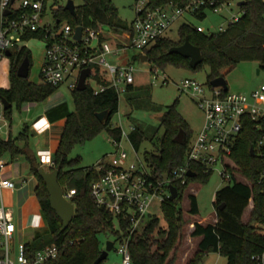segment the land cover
Wrapping results in <instances>:
<instances>
[{"label": "trees", "instance_id": "trees-1", "mask_svg": "<svg viewBox=\"0 0 264 264\" xmlns=\"http://www.w3.org/2000/svg\"><path fill=\"white\" fill-rule=\"evenodd\" d=\"M171 1L181 0H150L149 5L156 7ZM244 1L240 6V18L230 23L225 30L206 33L185 23L179 28L178 41L162 37L147 49L148 61L156 63L163 69L168 65L192 69L189 58L169 52L173 46L184 43L188 38L201 48L203 54V62L192 70L199 71L208 67V85L212 79L226 76L242 61L251 60L264 64V0ZM74 2L75 14L66 9L65 5H59L54 9L56 28L64 22L73 27L82 25L98 28L102 25L115 33L132 29V24L126 23L119 17L113 0H74ZM47 7L48 5H45L46 11ZM20 13L19 10H14L9 17L15 18L20 16ZM194 15L204 18L206 12ZM44 37L43 30L30 31L22 35L24 42ZM26 56L30 59L31 69L32 52L25 44L17 45L11 50L10 87H0V98L11 103L9 108L4 109V115L10 120V124H12L14 104L21 109L25 102L44 101L59 88L43 81L33 82L29 76H19L18 68ZM89 77L94 83L110 84L107 70L101 67H95V70L93 68ZM135 89V84L128 86L126 94L129 104L133 109L147 107L144 98L137 94ZM72 98L75 109L67 117L58 148L53 154L52 164L48 167L50 171L59 170L58 181L65 191L70 188L76 189L72 198L76 212L65 230H61L63 220L52 208L46 182L35 167L37 163L35 155L28 156L26 147L21 148L17 145L18 140H25L26 144L28 143L29 126L25 125L15 137L10 134L5 139L0 135V158L7 152L12 156L26 153L31 161V171L37 179L35 193L49 227L48 236H39L26 245L28 254L32 256L37 250L55 243L60 248L59 254L45 264H93L104 249L99 240V233L111 231L116 234L117 239L122 235L129 239V249L134 264H175L186 222L181 207L184 192L194 181H205L211 172L204 173L195 165L198 176L189 178L186 185L177 184L179 196L169 197L161 206L167 228L160 225V218L157 215H152L141 229L133 233L129 232V222L126 219L120 218L118 223L121 230L117 229L116 218L105 208L98 206L91 197V184L100 177L99 171L94 165L81 166V157L71 158L70 153L77 144L94 138L103 130H108L113 138L121 139V127L111 123L112 116L119 111L120 95L113 87L96 93L94 84L87 82L86 89L72 90ZM178 103L179 100H176L162 113L160 128H163V134L155 142V150L146 151L144 154L149 166L159 176L184 162L192 140L190 125L178 110ZM105 110L111 113L107 123L102 122L96 115L97 112ZM134 125L136 128L129 133V140L138 150L142 141L147 138V132L143 125L139 123ZM252 130L250 125L244 127L233 154L240 164V171L249 178L252 186L241 181H233L216 192L214 201L217 210L216 221L195 222L191 236L200 237V240L197 252L187 264H200L209 252H218L225 256L227 264H257L252 256L263 251L264 236L255 230L253 222L264 221V191L263 185L258 182L261 164L257 156L251 153V148L255 144ZM180 132L185 133L184 142L177 141ZM251 196L254 198V207L249 221L244 222L243 214ZM189 200L188 212L193 217L199 213L198 200L194 194H189ZM221 205L224 207L221 208ZM1 251L0 238V255ZM99 264H103V261Z\"/></svg>", "mask_w": 264, "mask_h": 264}, {"label": "built area", "instance_id": "built-area-1", "mask_svg": "<svg viewBox=\"0 0 264 264\" xmlns=\"http://www.w3.org/2000/svg\"><path fill=\"white\" fill-rule=\"evenodd\" d=\"M149 4L150 0H137L135 5L137 14L130 31L122 32L120 35L102 25L98 28L83 26L81 39H77L75 37L77 26L63 23L56 28L55 23L46 20L47 0H21L18 6H15L12 0H0V59L7 56V50L25 43L22 35L30 31L43 30L45 37L40 39L45 47L40 71L43 82L60 86L70 78L69 87L73 90L77 88L84 68H91L92 73L93 68L101 67L107 70L110 84L95 83V92L99 93L113 87L119 95L126 94L128 86L135 83L136 68L131 62L120 64L111 61L110 56L116 58L131 48L146 54L147 49L156 40L166 37L172 23L179 16L208 10L222 13L230 7L231 0H181L156 7ZM8 9L11 13L5 15L4 12ZM14 10H19L20 16L10 18ZM240 16L241 13L233 14L229 24L237 21ZM226 28L227 26L222 24L219 30L223 31ZM113 35H120L121 38L118 37L119 40L115 41L112 39ZM149 72L154 81L160 80L163 83L169 81V75L156 63L152 62ZM180 89L192 93L205 119L201 129L190 142L184 162L167 172L168 178L156 174L146 160L139 164L129 162V155L122 148L121 139L126 134L122 128L121 139H113L116 150L105 154L94 165L100 177L91 184L92 199L98 206L110 212L117 222L120 218L128 220L130 233L139 230L147 217L156 215L152 214L153 206L161 207L163 202L172 197L170 184L176 187L177 184L183 186L188 184L189 178L198 176L195 165L204 173H208L219 163L222 167L221 176L227 183L241 181L252 186V182L242 174L240 164L233 157L240 133L249 125L252 126L255 135L253 155L257 156L261 164L258 182L263 185L264 191V85L248 95L203 84L193 78H185ZM135 128L133 124L131 131ZM43 156L44 162L52 164L48 153H44ZM4 165V161L0 159V169ZM190 170L196 172V176H189ZM4 188L14 189L15 183L9 179H0L2 201L0 264H45L56 258L60 248L55 243L37 250L32 256L28 254L27 246L21 245L17 258L11 256L14 214L12 209L3 203ZM75 193V188L64 190L65 196L71 201ZM249 206L251 213L254 207L253 196L249 200ZM253 225L255 230L264 236V221L253 222ZM118 240L120 246L117 250L122 255V260L118 264H134L129 239L122 235ZM252 259L257 264H264V249L254 254Z\"/></svg>", "mask_w": 264, "mask_h": 264}, {"label": "rangeland", "instance_id": "rangeland-1", "mask_svg": "<svg viewBox=\"0 0 264 264\" xmlns=\"http://www.w3.org/2000/svg\"><path fill=\"white\" fill-rule=\"evenodd\" d=\"M67 1L68 0H47L48 7L46 11V20L55 23L54 9H56L59 5H66ZM240 1L241 0H231L230 7H227L222 13H216L212 10H208L204 18H200L194 14L179 16L172 23L166 37H169L174 41H178L180 39L179 28L185 23L190 24L206 33L216 32L222 24L224 26H228L233 14L241 13L239 6ZM20 2L21 0H16L15 6H18ZM113 2L118 9L119 17L126 23L132 24L137 14L135 8L137 0H113ZM120 35H113L112 39L118 41V37H120ZM26 44L32 52V66L30 69L29 79L35 82L42 81V77H40L42 65L39 60L41 58L42 50L44 49V43L40 39L33 38ZM140 55V51L131 48L126 54H121V58L118 63L128 62V59H130L129 62L134 64L136 68L135 92L144 98L147 107L143 109H133L127 100L128 95L121 94L119 111L115 113L111 119V123L114 126L121 127L125 131L126 134L123 135L121 139L122 148L127 151L129 155V162H135L137 164L141 161H145L144 154L146 151L155 150V142L158 140L159 136L163 134V128H160V116L166 108L173 104L176 100H179L178 110L182 113L190 125L192 138L198 133L204 123V113L199 108L192 93L188 91H181L180 85L185 78H193L203 84H207L209 74L208 67L195 71L186 67L168 65L163 69V71L165 70V72L169 75V81L166 83H163L160 80L154 81L151 73L149 72L152 68V62L143 61L140 58ZM109 58L111 61H116L114 56H110ZM10 66V56H4L0 59V84H2V82L3 84H9L10 78L8 70L10 71ZM259 67L260 63L257 61L248 60L240 62L225 76L228 82L229 91L250 95L253 90L257 89L261 85H264V68H261L260 72H258ZM87 82L95 84L94 80L90 77H88ZM69 83L70 78H67L61 84L60 89H63L66 92L70 100L71 110H74L75 105ZM12 111V118H16L21 114V110L18 109L16 104L13 105ZM5 121L8 124L11 123L10 120L5 117L4 106L0 102V125L5 123ZM136 123L143 125L147 132V138L142 141L138 150L134 148L127 136V134L131 131V126ZM8 128L9 127L6 129ZM157 129L158 133L156 134ZM4 131L5 129H0V132L3 134ZM150 137H152V139ZM113 139L114 138L108 130H103L94 138L87 140L84 143L77 144L70 153V157L76 158L80 156L81 166H93L105 154H110L116 150ZM221 168V164L218 163L205 181H194L184 192L181 207L186 222L183 228L184 237L182 238V242L178 248L177 260L175 264H187L198 250V240L193 239L191 236L195 222L199 221L201 223H207L216 221L217 210L214 204L216 192L227 184V181H225L221 176ZM189 194L196 195L198 200L199 213L193 217L190 216L188 212L190 207ZM249 210L250 206L248 205L243 214L244 222L249 221ZM152 214H156L160 218V225L167 228V222L163 218V212L160 205L152 207ZM148 220L149 217L144 220L143 224H146ZM116 225V228L121 230L117 221ZM142 227L143 226H141V228ZM99 240L102 248L106 247V243L109 240L115 242L114 248L109 252L108 257L103 260V264L120 263L122 255L117 250L120 246V241L117 239L116 234L111 231L101 232L99 233ZM19 245V240L16 237L13 246L14 250L11 254V256L15 259L19 253ZM200 264H227V258L218 252H209L204 256L203 261Z\"/></svg>", "mask_w": 264, "mask_h": 264}, {"label": "crops", "instance_id": "crops-1", "mask_svg": "<svg viewBox=\"0 0 264 264\" xmlns=\"http://www.w3.org/2000/svg\"><path fill=\"white\" fill-rule=\"evenodd\" d=\"M26 43L28 41L24 43L27 46ZM44 55L45 47L39 60L41 61V65L43 64ZM120 58L121 55L116 57V62ZM129 61L130 59H128ZM128 62H121L120 64ZM9 72L8 70L10 78ZM60 86L44 101L25 102L20 109L21 114L16 118H12V124H8L5 121V123L0 125L1 130L5 129L4 134L0 132V135L5 139L10 134L14 137L17 136L24 126L28 125V143L26 144L25 140H18L17 145L21 148L26 147L28 156L35 155L37 163L44 168H48L51 164L44 162L43 154L48 153L51 159H53V154L58 148L67 117L73 111L71 110L70 100L66 92L60 89ZM0 87L8 88L10 87V82L9 84H3L2 82ZM0 102L2 103V99H0ZM7 127L9 128L6 129ZM0 159L5 163L4 167L0 169V179H9L15 183L14 189L4 188L2 190L3 203L5 206L11 208L14 214L12 247L14 246L16 237L19 240L20 247L21 245H27L39 236H48L49 227L35 193L37 179L31 171V161L26 153L12 156L7 152ZM1 202L0 199V204ZM193 239L198 240L199 243L200 237H193Z\"/></svg>", "mask_w": 264, "mask_h": 264}, {"label": "water", "instance_id": "water-1", "mask_svg": "<svg viewBox=\"0 0 264 264\" xmlns=\"http://www.w3.org/2000/svg\"><path fill=\"white\" fill-rule=\"evenodd\" d=\"M15 0H12V3H14ZM245 1H240L239 5L241 6ZM65 8L70 10L73 14H75V2L74 0H68ZM5 15H8L11 13V10H5ZM83 32V26L78 25L76 28V34L75 37L77 39H81ZM170 53H178L186 58L190 59V65L192 69H196L197 66L203 62V54L202 50L199 46L193 44L188 38H186L185 42L173 46L170 51ZM7 56L11 55V50H7L6 52ZM140 58L143 61H148V55L147 54H141ZM261 68H264V64H260V67L258 69V72H260ZM30 73V59L28 56H26L23 61L21 62L19 68H18V75L21 77H28ZM91 73V68L87 67L84 68L81 71L79 83L77 86L78 90H84L87 88V78L89 77ZM210 85L213 87H223L224 90H229L228 82L226 80L225 76H220L215 79H212L210 81ZM2 103L4 106V109H7L11 106V103H9L6 99H2ZM110 111H100L97 112V117L104 123H107L109 120L110 116ZM163 118V115L160 116V120ZM185 139V133L180 132V134L177 137V141L179 142H184ZM251 153L254 154V149L253 147L251 148ZM35 167L39 171V175L44 179L46 182V186L50 195V203L52 208L57 212L59 217L63 220V226H62V231L65 230L69 224L71 223L75 212H76V207L73 201L69 200L65 194H64V189L61 186V184L58 181V175H59V170H48L41 166L39 163L35 164ZM196 172L190 170L188 172V175L191 177L196 176ZM164 178H168V173L164 174ZM169 188L171 190L172 198H177L179 196V190L178 188L170 184ZM224 205H221V208H223ZM115 242L112 240L107 241L106 247L102 250L100 256L95 260L93 264H99L101 261L106 259L109 255V252L114 248Z\"/></svg>", "mask_w": 264, "mask_h": 264}]
</instances>
